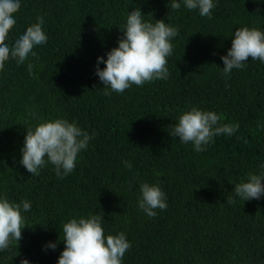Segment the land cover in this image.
<instances>
[{"label": "trees", "instance_id": "1", "mask_svg": "<svg viewBox=\"0 0 264 264\" xmlns=\"http://www.w3.org/2000/svg\"><path fill=\"white\" fill-rule=\"evenodd\" d=\"M178 2L172 10L171 0H21L6 42L38 16L48 39L36 57L19 66L10 59L0 71V196L31 202L19 246L0 252V264H57L62 225L96 214H104L105 235L123 232L131 243L122 264H264V196L243 201L233 191L248 173L264 172V63L249 58L226 78L221 60L239 27L264 32V0H213L211 19ZM137 7L145 22L178 29L169 78L104 95L97 58L118 47ZM193 107L238 130L196 152L169 135ZM61 118L93 138L63 179L51 164L31 175L20 164L27 129ZM143 182L166 195L155 217L138 208Z\"/></svg>", "mask_w": 264, "mask_h": 264}, {"label": "clouds", "instance_id": "2", "mask_svg": "<svg viewBox=\"0 0 264 264\" xmlns=\"http://www.w3.org/2000/svg\"><path fill=\"white\" fill-rule=\"evenodd\" d=\"M257 2V0H253ZM188 10H197L201 17L212 18V10L216 7L213 0H182ZM21 7V0H0V71L7 61L14 60L17 66L23 64L31 55L36 57L34 47L47 42V35L42 30L44 19L37 17V22L27 26L23 34L10 46V30L16 25L15 14ZM181 2L171 0V9L179 10ZM139 7L128 13L126 24L120 27L123 33L118 40V47L112 48L104 57L97 58L95 75L104 85V95L112 92L123 93L133 85L143 86L156 80H167L168 57L172 55V39L178 36V29L164 20L155 23L142 19ZM227 55L221 56L223 74L230 78L233 69H242L246 62L259 60L264 63V32L256 28L239 27L234 34ZM100 63L105 67L101 69ZM33 65L28 64L29 75H33ZM221 117L215 112L202 111L193 107L178 117V123L169 126V135L178 137L184 144L191 143L196 152L206 151L214 136L232 135L238 125L221 123ZM93 137L82 130L75 122L66 119L48 120L38 123L35 128H28L21 148L20 164L31 175H39V170L46 164L54 166L55 175L63 179L76 167L78 154L86 150ZM131 170L132 164L123 161ZM264 168V165H261ZM264 172L256 175L247 174V180L235 184V197L243 201L259 200L264 196ZM227 202L234 204L233 197ZM138 208L147 216L155 217L157 209L166 210V195L154 184H140ZM31 210V202H10L0 196V252L8 251L22 239V230L27 226L23 212ZM104 215V214H103ZM102 214L73 218L62 225L64 249L60 253L57 264H122L125 253L131 248L126 235H105ZM47 248L55 250L56 243H49ZM20 264H29L21 259Z\"/></svg>", "mask_w": 264, "mask_h": 264}]
</instances>
